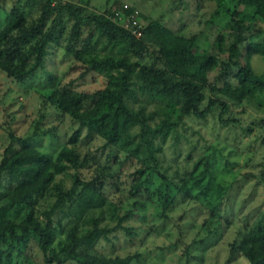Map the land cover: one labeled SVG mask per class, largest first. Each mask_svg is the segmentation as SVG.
<instances>
[{
	"label": "trees",
	"instance_id": "1",
	"mask_svg": "<svg viewBox=\"0 0 264 264\" xmlns=\"http://www.w3.org/2000/svg\"><path fill=\"white\" fill-rule=\"evenodd\" d=\"M20 1L11 4L0 26V72L5 77L23 83L44 69L56 48L70 57V67L82 68L80 76L95 72L105 83L92 93L55 85L44 97L71 121L55 155L8 132L0 157L5 192L0 264H136L139 251L119 255L95 249L119 231L137 235L128 221L153 202L148 188L154 180L159 185L151 193L163 209L180 198L199 204L207 211L202 230L224 218L220 206L232 185L213 183V158L201 154L193 159L187 152L186 166L168 175L161 154L169 139L179 141L186 117L204 119L216 111L221 125L235 124L240 119L228 113L239 106L258 113L252 123L261 127L264 145V72L257 73L250 63L252 54L264 58V0H207L215 4L213 17L223 8L243 27L231 31L227 44L217 35L212 48H200L198 32L187 36L159 19H145L136 5L122 0L103 11L92 9L89 0H23L30 7L24 11ZM135 11L140 26L129 17ZM95 141L99 145L92 150ZM60 174L69 176V186L56 179ZM115 193L118 199H113ZM109 203L116 204L109 221L100 224L99 215L92 216L82 231L81 221ZM260 218L238 228L237 238L228 244L227 262L239 258L264 264ZM66 219L72 223L64 225ZM185 263L191 264L189 259Z\"/></svg>",
	"mask_w": 264,
	"mask_h": 264
},
{
	"label": "rangeland",
	"instance_id": "2",
	"mask_svg": "<svg viewBox=\"0 0 264 264\" xmlns=\"http://www.w3.org/2000/svg\"><path fill=\"white\" fill-rule=\"evenodd\" d=\"M15 1L0 0V26ZM113 1L89 0V4L94 10L103 11ZM122 1L136 5L145 19H159L174 31L187 36L198 32L197 44L200 48H212L219 34L223 35L224 44H227L231 31L243 29L242 22L238 18L230 20V15L223 8L218 10L217 17H213L215 4L212 1L202 0L198 5L196 0ZM19 3L24 11L29 10L23 0ZM52 51L44 69H38L23 83L11 81L0 72V157L8 142L9 131L29 138L39 150L55 155L70 133L71 121L67 116L57 114L44 97L55 85L87 93L104 86L105 81L100 74L89 72L80 76L82 68L79 65L70 67V57L63 55L59 49ZM250 63L257 73L264 72V58L252 54ZM231 110L228 116L239 118L238 123L221 125L216 111L204 119L186 117L185 125L179 129V141L175 144L169 139L161 154L162 165L168 175L175 168L186 166L187 152L193 159L201 154L213 158V183L232 185L220 206L224 218L206 227L208 232L206 228L201 229L207 211L199 204L180 198L170 208L163 209L158 195L151 193L159 185V181L154 180L148 188L153 202L147 201L143 209L137 211L138 216L128 221L137 235L126 236L119 231L111 242L101 241L95 249L97 253L124 255L139 251L141 256L136 264H186V259L191 264H197L196 260L203 264H245L239 258L227 262L228 244L237 238L238 228L260 217L264 222V145L261 144V127L252 123L258 113L242 106ZM98 145V141L93 142L92 150ZM56 179L63 180L66 186L70 184L68 175L60 174ZM4 194L0 188V205ZM144 195L146 193L143 194V201ZM114 196L116 198L113 199H118V193ZM128 201L126 199L122 204L123 208ZM115 209L116 204L109 203L103 210L92 212L81 221V230L90 226L92 216L99 215L100 224L107 223ZM224 219L230 220V225ZM220 222H223L222 226ZM70 223V219L63 220L64 225ZM192 241L195 243L192 244ZM26 263L35 264L33 261Z\"/></svg>",
	"mask_w": 264,
	"mask_h": 264
},
{
	"label": "built area",
	"instance_id": "3",
	"mask_svg": "<svg viewBox=\"0 0 264 264\" xmlns=\"http://www.w3.org/2000/svg\"><path fill=\"white\" fill-rule=\"evenodd\" d=\"M124 7L126 8V5H124ZM135 13H136V11L134 12V13H129V17H132L133 18V20H132V23H133V25H138V26H140V25H142V23H140V21H137L138 19L136 18V15H135ZM114 19V18H113ZM132 32L136 35V36H139L140 35V31L137 29V28H134L133 30H132Z\"/></svg>",
	"mask_w": 264,
	"mask_h": 264
}]
</instances>
